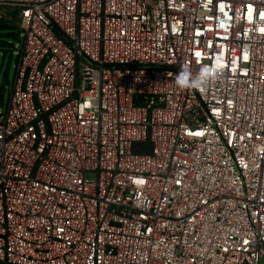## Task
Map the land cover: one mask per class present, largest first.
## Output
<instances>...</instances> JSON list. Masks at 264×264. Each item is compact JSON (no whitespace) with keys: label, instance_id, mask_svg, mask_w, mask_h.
I'll return each instance as SVG.
<instances>
[{"label":"built area","instance_id":"2783aa9c","mask_svg":"<svg viewBox=\"0 0 264 264\" xmlns=\"http://www.w3.org/2000/svg\"><path fill=\"white\" fill-rule=\"evenodd\" d=\"M8 12L22 45L0 109V264H259L264 0ZM182 66L206 84L178 87Z\"/></svg>","mask_w":264,"mask_h":264},{"label":"rangeland","instance_id":"374dc122","mask_svg":"<svg viewBox=\"0 0 264 264\" xmlns=\"http://www.w3.org/2000/svg\"><path fill=\"white\" fill-rule=\"evenodd\" d=\"M20 34L18 29L0 30V84L3 79L6 80L0 95V109H2V105L3 107L6 106L13 88L16 51L22 45V38L21 40L18 39ZM259 264H264V258L260 260Z\"/></svg>","mask_w":264,"mask_h":264},{"label":"clouds","instance_id":"9594fccd","mask_svg":"<svg viewBox=\"0 0 264 264\" xmlns=\"http://www.w3.org/2000/svg\"><path fill=\"white\" fill-rule=\"evenodd\" d=\"M210 73L207 68H201L200 72L193 77L187 66H182L180 72L176 75L175 83L181 89L203 87L209 79Z\"/></svg>","mask_w":264,"mask_h":264},{"label":"trees","instance_id":"16d2710c","mask_svg":"<svg viewBox=\"0 0 264 264\" xmlns=\"http://www.w3.org/2000/svg\"><path fill=\"white\" fill-rule=\"evenodd\" d=\"M14 29H18L17 24H16V14L15 12H8L0 22V30H14ZM141 144H142L141 145L142 149H141V152H138V153H142V152L144 153V152L149 151L147 142H144Z\"/></svg>","mask_w":264,"mask_h":264},{"label":"water","instance_id":"95a60500","mask_svg":"<svg viewBox=\"0 0 264 264\" xmlns=\"http://www.w3.org/2000/svg\"><path fill=\"white\" fill-rule=\"evenodd\" d=\"M5 83H6V80L3 79V80L1 81V84H0V95H1L2 89L5 87Z\"/></svg>","mask_w":264,"mask_h":264}]
</instances>
